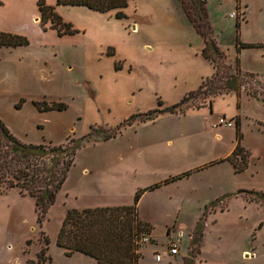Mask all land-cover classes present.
<instances>
[{
	"label": "rangeland",
	"instance_id": "374dc122",
	"mask_svg": "<svg viewBox=\"0 0 264 264\" xmlns=\"http://www.w3.org/2000/svg\"><path fill=\"white\" fill-rule=\"evenodd\" d=\"M234 6L235 0H206L217 44L232 63L236 19L241 41L264 44V0H240ZM77 36L56 37L47 30L43 41L27 37L25 46L0 48V121L16 138L60 145L94 130L76 150L41 223L32 197L0 184V264L34 260L42 232L48 239L44 264H95L85 254L66 255L57 246L66 210L131 204L137 190L156 183L137 202L155 239L139 245L138 264H168L169 256L157 263L152 259L153 249L165 252L166 235L182 239L175 260L264 264V200L249 201L253 195L240 192H264V104L242 91L238 97H216L211 107L142 120L149 110L169 107L195 89L200 76H210L211 66L198 54L200 38L193 34L184 45L177 39L149 41L150 49L140 40L127 42L130 61L124 67L116 62L114 70L110 57L87 60L86 45ZM239 63L245 71L264 74V46L243 49ZM259 82L264 85V79ZM42 101L66 108L40 111L33 102ZM222 116L232 123L239 120L240 145L249 152L241 172H234L228 161L217 162L235 143L234 124L215 125ZM118 125L115 136L102 138ZM181 174L186 175L163 182Z\"/></svg>",
	"mask_w": 264,
	"mask_h": 264
},
{
	"label": "trees",
	"instance_id": "16d2710c",
	"mask_svg": "<svg viewBox=\"0 0 264 264\" xmlns=\"http://www.w3.org/2000/svg\"><path fill=\"white\" fill-rule=\"evenodd\" d=\"M187 18L196 34L202 40L199 53L213 66L210 77L204 78L197 88L184 94L177 102L165 108L149 110L142 120L152 119L158 113H184L188 108L211 107L216 96L233 92L238 97L244 91L249 97L264 104V85L260 80L264 74L245 71L239 64L237 53L241 48L261 47L262 43L243 42L240 39V21L235 20V57L233 63L226 60V54L217 44L213 32L207 22L205 0H179ZM240 0H235V9ZM128 0H55L57 5L86 6L90 9L106 12L116 9L115 17H125L122 9ZM39 24L43 29L47 26L56 30L58 35L71 34L77 31L73 26L64 22L54 11L52 5L44 0H38ZM245 20V18L243 19ZM29 43L26 36L0 31V48L25 46ZM108 54L110 52L107 51ZM117 63H115L116 66ZM252 83L255 85L253 86ZM248 85V86H246ZM257 86V87H256ZM200 98L193 102L194 98ZM40 111L50 109L63 110V103L46 104L42 101L33 102ZM158 106L161 101L157 102ZM238 108V103L236 104ZM123 123H130L126 121ZM235 146L232 152L217 162L228 161L234 172L243 171L248 164L249 152L240 145L242 134L239 130V120H234ZM118 125L114 131L107 132L103 139L115 136L119 132ZM89 131L77 139H67L68 143L53 145L51 143H25L16 138L0 121V184L4 188L16 187L20 194H27L34 200L37 220L41 223L46 217L49 206L55 201L67 172L73 164L76 150L91 139ZM186 174H181L163 180L164 183L173 181ZM159 184H153L134 194L133 202L127 205L96 206L85 208H69L65 212L61 226L57 232L56 244L64 249L66 255L80 252L95 260V264H138L141 254L138 251V239L143 234H149L151 226L138 216L137 202L146 189H153ZM251 196L248 200L261 202L264 192L241 189ZM263 223L260 222L259 226ZM199 228L196 227L198 232ZM41 246L35 260H27L26 264H44L49 260L47 255L48 239L41 233ZM181 264H193L192 259H186Z\"/></svg>",
	"mask_w": 264,
	"mask_h": 264
},
{
	"label": "crops",
	"instance_id": "0c3cea01",
	"mask_svg": "<svg viewBox=\"0 0 264 264\" xmlns=\"http://www.w3.org/2000/svg\"><path fill=\"white\" fill-rule=\"evenodd\" d=\"M37 1L38 0H0V31L16 33L32 39L35 38L36 41H43V39L46 38L47 30L53 31L56 37L77 34V40L86 45L84 48V55L87 60L100 59L105 56L110 57L114 70H117L115 68L116 62L121 64V67H124V64L127 65L126 63L130 61L127 59L128 52L130 51V48L126 45L127 42H136L140 40L143 41L142 45L150 49L152 46L149 44V41L158 42L163 38L177 39L181 40L178 42L184 45L188 41L186 39L190 38L191 35L196 34L192 25L187 21L179 0H147V2H149L148 5H145L146 0H128L127 5L122 9L125 14V17L123 18L115 17L116 9L99 12L86 6L57 5L55 0H44L47 5H52L54 7V11L64 22L70 23L73 28L77 30L74 33L63 35H58L56 30L49 26H47L46 29H43L40 26ZM230 13L228 16L233 18L230 16ZM207 22L213 32V29L216 26L211 19L208 18V14ZM213 35L217 41L214 32ZM243 49L245 48H241L237 53L238 57H240ZM109 50L111 51L110 54L107 53ZM198 54L211 66V76L214 71L213 66L199 53V51ZM204 78H206V76L199 77L196 88ZM229 94L236 95L233 92H230ZM234 146L235 143L227 149L224 154L225 156H223H228L232 152ZM114 205L127 204L115 202L110 205L82 204L70 207L81 209L85 207ZM206 206L207 205L204 207ZM137 211L139 218L149 224L150 222L139 214L138 208ZM148 235L150 237V243L153 244L155 239L153 238L152 226L151 233ZM165 238L166 247L172 241H175L178 246L182 242V239L173 238L169 235H166ZM157 251L158 250L153 249L152 254ZM178 255L179 251L175 255H163V257L169 256L168 258L171 260H168V264H181V258L178 260L174 259ZM152 259L154 263L162 260L155 261L153 255Z\"/></svg>",
	"mask_w": 264,
	"mask_h": 264
},
{
	"label": "built area",
	"instance_id": "2783aa9c",
	"mask_svg": "<svg viewBox=\"0 0 264 264\" xmlns=\"http://www.w3.org/2000/svg\"><path fill=\"white\" fill-rule=\"evenodd\" d=\"M230 16H234V13L231 12L230 13ZM234 123H232L231 121L229 120H226L225 117H219L216 122H215V125H225V126H232ZM150 241V237L148 234H143L139 237L138 239V243L141 245L143 243H146V242H149ZM178 252V245L175 241H172L170 242L167 247H166V250L165 252H155L153 254V258L155 261H160L163 257V255H175L176 253Z\"/></svg>",
	"mask_w": 264,
	"mask_h": 264
}]
</instances>
